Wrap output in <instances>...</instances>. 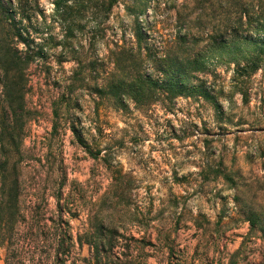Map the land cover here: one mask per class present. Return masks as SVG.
<instances>
[{"label":"rangeland","instance_id":"obj_1","mask_svg":"<svg viewBox=\"0 0 264 264\" xmlns=\"http://www.w3.org/2000/svg\"><path fill=\"white\" fill-rule=\"evenodd\" d=\"M11 1L30 10L27 0ZM126 1L104 22L95 0H69L73 33L61 51L67 29L53 16L54 0H38L45 19L25 27L36 42L43 39L47 57L32 62L13 57L23 45L0 9V199L13 188L19 193L17 224L6 235L44 257L54 220L58 233L66 228L72 236L76 264L89 255L87 239L103 234L117 236L142 264L262 263L264 60L247 73L218 66L206 78L216 102L177 96L140 109L101 101L91 63L118 29L131 33ZM139 1L143 12L136 6L133 15L143 13L140 26L157 45L186 34L205 50L220 39L264 35L238 19L264 18V0ZM5 254L0 248V264Z\"/></svg>","mask_w":264,"mask_h":264},{"label":"trees","instance_id":"obj_2","mask_svg":"<svg viewBox=\"0 0 264 264\" xmlns=\"http://www.w3.org/2000/svg\"><path fill=\"white\" fill-rule=\"evenodd\" d=\"M117 2L118 0H95V15L105 22ZM27 3L30 7L28 12L14 9L11 0H0V9L16 43L23 45L19 54L15 49L13 57L19 61L32 62L46 58L47 52L43 39L36 42L35 37L28 33L25 26L30 24L32 19L35 21L39 18L45 19V15L39 7L38 0H27ZM53 3V16L57 15L60 26L67 29V33L58 43L63 51L67 48V44H70L68 39L73 33L71 17L75 3L69 0H54ZM124 4L131 23V33L126 36L125 31L118 29L120 34L113 35L106 49L107 53L91 63V71L96 72L95 93L101 101H109L122 106L128 101L140 109H148L159 100L170 101L177 96L196 95L204 100L216 102L212 95L213 87L206 84V78L215 76L218 73V66H225L226 69L227 66L233 64L234 72L240 70L247 73V71L254 72L264 60V35H257L253 38L247 35L237 36L228 42L220 39L208 45L205 50H196L193 44L188 42L186 34L175 36L157 45L140 26L141 21L138 15H143L142 2L127 0ZM82 5L81 3L78 9H82ZM136 6L142 12L133 15ZM85 7L88 6H83V9ZM244 17L247 18L246 23L252 25L255 30L264 28V18L261 16L253 17L250 13H240L238 15L240 22ZM102 28L95 31L93 38L96 39L101 35L99 31H102ZM72 46L71 44V48ZM71 56L75 55L71 54ZM105 59L112 64L111 67L105 66ZM146 69L151 71L146 72ZM192 78H195V82L190 81ZM71 128L76 131L73 126ZM88 152L100 153L99 150L94 153L90 149ZM5 160L7 161V158ZM55 198L59 202L63 197L60 194ZM18 201L19 193L16 188H13V194L8 200L4 202L2 200L8 209L6 217H3L0 212V248L6 249L4 264H36V262L39 264H76L70 254L72 236L66 228H62L61 233H58L54 220L50 225L51 235L48 238L50 250L46 256L42 257L26 251L23 245H19V242L11 243L10 236L6 233L17 224L14 221L13 208ZM62 209H64L63 206L59 208L60 214ZM61 222L66 226L69 225L68 221L63 219ZM58 226L60 228V225ZM87 240L89 255L84 259V264H142L127 254L129 246L121 245L117 236L103 234ZM78 242L82 244L80 239ZM260 264H264V254L263 262Z\"/></svg>","mask_w":264,"mask_h":264}]
</instances>
